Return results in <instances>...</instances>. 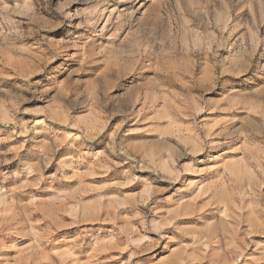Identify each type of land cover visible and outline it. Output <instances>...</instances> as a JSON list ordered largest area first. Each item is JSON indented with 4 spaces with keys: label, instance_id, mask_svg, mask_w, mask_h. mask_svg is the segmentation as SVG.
Segmentation results:
<instances>
[{
    "label": "rangeland",
    "instance_id": "obj_1",
    "mask_svg": "<svg viewBox=\"0 0 264 264\" xmlns=\"http://www.w3.org/2000/svg\"><path fill=\"white\" fill-rule=\"evenodd\" d=\"M0 196V264H264V0H0Z\"/></svg>",
    "mask_w": 264,
    "mask_h": 264
},
{
    "label": "bare ground",
    "instance_id": "obj_2",
    "mask_svg": "<svg viewBox=\"0 0 264 264\" xmlns=\"http://www.w3.org/2000/svg\"><path fill=\"white\" fill-rule=\"evenodd\" d=\"M2 199H3V198H2ZM2 199H1V196H0L1 204H5V203H4V200L2 201ZM203 246L206 247V248L204 247L206 250L208 249V248H207V247H208V243L205 242V244H204ZM208 250H209V249H208ZM204 253H205V252H204ZM206 254H207V253H206ZM241 257H243V256H240L239 258H241ZM207 258H208V257H207ZM236 259L238 260V258H236ZM236 259H235L234 262H236ZM184 262H185V261H184ZM184 262H183V261H182V262H180V261L178 262V261H177V264H178V263H179V264H185ZM234 262H233V263H234ZM186 264H187V262H186ZM228 264H230V263H228Z\"/></svg>",
    "mask_w": 264,
    "mask_h": 264
}]
</instances>
